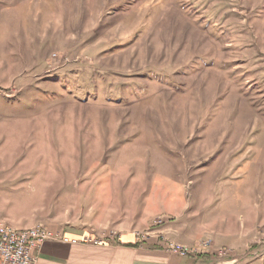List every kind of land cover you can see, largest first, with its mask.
Masks as SVG:
<instances>
[{
    "label": "rangeland",
    "instance_id": "1",
    "mask_svg": "<svg viewBox=\"0 0 264 264\" xmlns=\"http://www.w3.org/2000/svg\"><path fill=\"white\" fill-rule=\"evenodd\" d=\"M134 1L0 0V220L115 179L136 237L239 229L174 243L264 264V0Z\"/></svg>",
    "mask_w": 264,
    "mask_h": 264
},
{
    "label": "crops",
    "instance_id": "2",
    "mask_svg": "<svg viewBox=\"0 0 264 264\" xmlns=\"http://www.w3.org/2000/svg\"><path fill=\"white\" fill-rule=\"evenodd\" d=\"M115 185V179H94L89 183L82 180L76 181L71 189L65 188L61 195L64 198H72V202L60 208L54 216V222L48 227L53 232L75 240L81 239L83 235L92 230L96 232L108 230L91 229L92 226L117 227L119 229L111 230L122 232V240L117 244L109 245L73 243L61 241V239L48 240L38 252L37 264H245L237 257L220 259L210 253L183 256L171 254L166 249V245L171 240L192 244L204 237H211L216 248L233 247L232 251L237 256L238 251L243 248L230 246L232 244L228 241H236L231 236L239 234V229H201V224L198 225V223L195 224L194 229H189L185 222L177 224V229H161L160 232H164L163 236L155 233L149 239L138 240L133 234L134 229L129 227L136 222L137 217H141L135 213L142 204L141 196L138 197L136 206H132L131 199L125 198L124 190L117 189ZM131 211H134L133 214L130 213ZM180 215L182 217L178 220L185 218V213ZM186 220L196 222L197 215L189 211ZM227 235L229 236L226 237ZM252 246L259 248L258 244H252ZM247 264H260V262L251 261Z\"/></svg>",
    "mask_w": 264,
    "mask_h": 264
},
{
    "label": "built area",
    "instance_id": "3",
    "mask_svg": "<svg viewBox=\"0 0 264 264\" xmlns=\"http://www.w3.org/2000/svg\"><path fill=\"white\" fill-rule=\"evenodd\" d=\"M50 228L44 224H37L33 227H16L0 220V264H37L38 252L42 245L52 239H61L71 241L73 243L92 244V245H109L117 244L122 240L120 234L117 233H99L94 230L86 233L81 239H69L58 232L49 230ZM140 241L144 240V235L140 232L136 233ZM212 242L206 241V246L210 249ZM167 251L171 254L183 256H197L206 253L201 247L193 246L191 248L180 243L170 241L167 245ZM197 249V250H196ZM202 252V253H201ZM227 253H212L220 259H229V256H223Z\"/></svg>",
    "mask_w": 264,
    "mask_h": 264
},
{
    "label": "trees",
    "instance_id": "4",
    "mask_svg": "<svg viewBox=\"0 0 264 264\" xmlns=\"http://www.w3.org/2000/svg\"><path fill=\"white\" fill-rule=\"evenodd\" d=\"M135 1H136V0H135ZM135 1H134V2H135ZM147 1H148V0H143V1H141V3L139 4V6H140V5H144V4H146ZM160 1H161V3H162V0H160ZM123 2H124V1H123ZM123 2H122V3H123ZM126 2H128V1H126ZM149 2H150V1H149ZM120 3H121V2H120ZM120 3H118V4H120ZM118 4H115V8H116V6H117ZM140 7H141V6H140ZM141 8H142V7H141Z\"/></svg>",
    "mask_w": 264,
    "mask_h": 264
}]
</instances>
